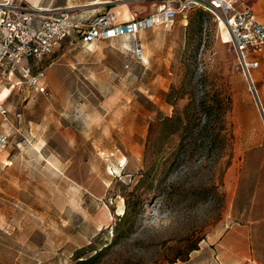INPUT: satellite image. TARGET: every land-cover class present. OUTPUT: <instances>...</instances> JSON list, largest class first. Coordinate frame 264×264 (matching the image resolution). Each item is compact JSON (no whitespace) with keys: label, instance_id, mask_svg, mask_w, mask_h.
Masks as SVG:
<instances>
[{"label":"rangeland","instance_id":"1","mask_svg":"<svg viewBox=\"0 0 264 264\" xmlns=\"http://www.w3.org/2000/svg\"><path fill=\"white\" fill-rule=\"evenodd\" d=\"M92 1L0 5L71 7L93 17L107 12L105 2L129 16L160 3ZM237 5L264 22V0ZM137 40L142 62L130 39L63 42L42 62L46 92L19 85L3 102L9 145L0 154V264H73L80 252L102 247L97 264H264V72L252 74L251 90L231 43L203 10ZM204 97L229 98L214 129L223 140L206 137L174 162L173 136L144 157L150 124L190 98L199 108ZM129 208L134 225L116 238Z\"/></svg>","mask_w":264,"mask_h":264},{"label":"built area","instance_id":"2","mask_svg":"<svg viewBox=\"0 0 264 264\" xmlns=\"http://www.w3.org/2000/svg\"><path fill=\"white\" fill-rule=\"evenodd\" d=\"M211 13L227 30L238 65L251 90L256 92L252 72L259 66L252 58L264 53V23L249 7L237 0H160L150 13L119 22L113 12L95 15L84 22L71 7L24 9L12 4L0 5V68L20 74L16 86L26 85L45 93V69L34 71L31 60L51 55L63 42L75 40L82 46L99 41L126 38L132 42L131 53L137 62L144 61V49L137 40L140 33L171 25L178 16L192 10ZM9 71V72H10ZM0 72V92L10 73ZM0 119L8 122V111L0 105ZM9 145V134L0 130V154Z\"/></svg>","mask_w":264,"mask_h":264},{"label":"trees","instance_id":"3","mask_svg":"<svg viewBox=\"0 0 264 264\" xmlns=\"http://www.w3.org/2000/svg\"><path fill=\"white\" fill-rule=\"evenodd\" d=\"M182 89L185 90L184 86H182ZM172 93L180 95V87L174 89ZM229 102V98H215L208 101L204 97L198 108L196 101L190 98L181 111L176 109L170 117H159L150 124V135L146 142L144 157L151 147H156L158 144L162 145L166 138L173 136L177 137L174 162L183 160V155L191 149L202 147L205 144L206 137L211 138L212 143L217 140L222 141L223 136L219 132H215L214 129L215 126L223 122L224 119L221 114L229 106ZM214 112L217 114L213 115ZM154 133L157 134L156 137H153ZM134 218L133 209L129 208L123 213L115 226L116 238L130 231L135 222ZM123 225L125 226L124 229L122 228ZM106 248H89L86 252H80L75 256L73 264H97ZM195 249V247L189 248L188 254Z\"/></svg>","mask_w":264,"mask_h":264},{"label":"crops","instance_id":"4","mask_svg":"<svg viewBox=\"0 0 264 264\" xmlns=\"http://www.w3.org/2000/svg\"><path fill=\"white\" fill-rule=\"evenodd\" d=\"M95 1H97V0H93L90 4L91 5H97V4H101V0H99L100 2L99 3H97V4H94V2ZM104 7H106V8H108V10H107V12H113V13H115V7H113V5H111V2H105V4H104ZM116 15H117V20L119 21V22H125V21H128V20H130V19H132L133 17H140V16H137V15H131V16H129L127 13H125L124 15H121V14H119V13H115ZM146 15V14H145ZM77 16L80 18V19H82L84 22H86L87 20H89L91 17H82L81 15H78L77 14ZM142 16H144V15H142ZM257 18V17H256ZM258 19V18H257ZM259 20V19H258ZM260 21V20H259ZM260 22H262V21H260ZM262 23H264V22H262ZM115 40H117V39H115ZM132 45V44H131ZM47 57H45V58H43L42 60H40V61H35V60H31L30 61V63L33 65V69H34V71H36L37 69H40V68H43V69H45V78H46V71H47V67L46 66H44L43 65V63L42 62H44V60L46 59ZM252 58H254V59H256V60H258V62H259V66H258V68H256L255 70H253V72H252V74H254L255 72H256V70L257 69H259L260 71H262V72H264V53H261V54H259V55H256V56H254V57H252ZM2 71H4L5 73H8L9 71H10V69H9V67L8 66H4V67H2V68H0V72H2ZM10 74H9V79H8V81L4 84V86H3V88L2 89H4V88H7V92L5 93V96L3 97V98H1L0 97V105H2L3 106V102L5 101V100H7V98L10 96V94H11V92H12V90L15 88V86H16V83H18L21 79H20V74L17 72V71H10L9 72ZM45 78H44V80H43V85H44V87H45ZM26 86V85H25ZM27 88H29L28 86H26ZM29 89H31V88H29ZM31 90H33V89H31ZM45 90H46V87H45ZM3 90H1V92H2ZM34 91V90H33ZM1 92H0V94H1ZM36 93H41V92H37V91H35ZM42 94V93H41ZM7 109V108H6ZM8 111V110H7ZM8 116H9V112H8ZM8 122H9V118H8ZM7 122V123H8ZM7 123H2L1 122V119H0V126L1 125H5V124H7ZM1 131H3V132H5V133H7L5 130H2V129H0ZM8 134V133H7Z\"/></svg>","mask_w":264,"mask_h":264},{"label":"bare ground","instance_id":"5","mask_svg":"<svg viewBox=\"0 0 264 264\" xmlns=\"http://www.w3.org/2000/svg\"><path fill=\"white\" fill-rule=\"evenodd\" d=\"M100 1L99 0H97V1H95L94 2V4H97V3H99ZM219 27L221 28V30H222V42L223 43H228V42H230V38H229V34H228V32H227V30L223 27V24L222 23H220L219 24ZM3 91L1 92V94H0V97L1 98H3L4 96H5V93L7 92V88H4V89H2Z\"/></svg>","mask_w":264,"mask_h":264}]
</instances>
